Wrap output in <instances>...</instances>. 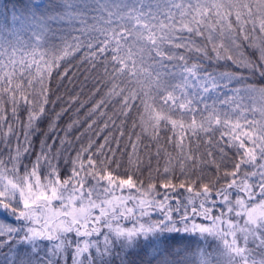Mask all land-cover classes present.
<instances>
[{
    "label": "snow or ice",
    "instance_id": "6c2138e0",
    "mask_svg": "<svg viewBox=\"0 0 264 264\" xmlns=\"http://www.w3.org/2000/svg\"><path fill=\"white\" fill-rule=\"evenodd\" d=\"M110 3L0 57V264H264V0Z\"/></svg>",
    "mask_w": 264,
    "mask_h": 264
},
{
    "label": "trees",
    "instance_id": "16d2710c",
    "mask_svg": "<svg viewBox=\"0 0 264 264\" xmlns=\"http://www.w3.org/2000/svg\"><path fill=\"white\" fill-rule=\"evenodd\" d=\"M110 9H113L110 0H0V24L10 14L40 19L45 22L42 28L44 34H40L43 50L48 54H60L66 46L103 27ZM62 12L69 14L65 22L48 20ZM73 33L77 34V38L72 37Z\"/></svg>",
    "mask_w": 264,
    "mask_h": 264
},
{
    "label": "rangeland",
    "instance_id": "374dc122",
    "mask_svg": "<svg viewBox=\"0 0 264 264\" xmlns=\"http://www.w3.org/2000/svg\"><path fill=\"white\" fill-rule=\"evenodd\" d=\"M60 14L53 15L48 20L53 23L55 21L56 23L65 22L64 20L69 15L68 12ZM106 16L109 17V14H106ZM39 20L32 17L13 16L12 14L5 17L0 24V57L6 59L15 53L17 60L22 56L31 60L33 53H36L37 58L43 56L45 59L59 55L55 52H49L48 54L43 50L42 43H40V34H44L42 28L45 22ZM76 36V33L72 34L73 38ZM201 245L209 252H213L217 247L211 237L206 242L201 239Z\"/></svg>",
    "mask_w": 264,
    "mask_h": 264
}]
</instances>
